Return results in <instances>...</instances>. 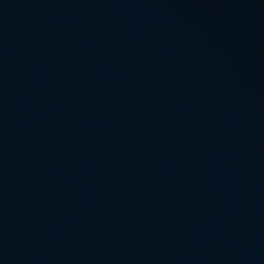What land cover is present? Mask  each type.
<instances>
[{"label":"water","instance_id":"95a60500","mask_svg":"<svg viewBox=\"0 0 264 264\" xmlns=\"http://www.w3.org/2000/svg\"><path fill=\"white\" fill-rule=\"evenodd\" d=\"M0 264H264V0H0Z\"/></svg>","mask_w":264,"mask_h":264}]
</instances>
